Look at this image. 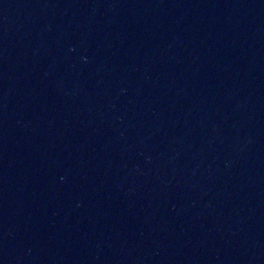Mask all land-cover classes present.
I'll return each mask as SVG.
<instances>
[{"label": "water", "instance_id": "water-1", "mask_svg": "<svg viewBox=\"0 0 264 264\" xmlns=\"http://www.w3.org/2000/svg\"><path fill=\"white\" fill-rule=\"evenodd\" d=\"M0 264H264V0H0Z\"/></svg>", "mask_w": 264, "mask_h": 264}]
</instances>
